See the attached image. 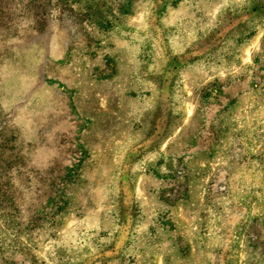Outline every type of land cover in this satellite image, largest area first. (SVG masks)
Masks as SVG:
<instances>
[{"label": "rangeland", "instance_id": "374dc122", "mask_svg": "<svg viewBox=\"0 0 264 264\" xmlns=\"http://www.w3.org/2000/svg\"><path fill=\"white\" fill-rule=\"evenodd\" d=\"M0 264H264V0H0Z\"/></svg>", "mask_w": 264, "mask_h": 264}]
</instances>
